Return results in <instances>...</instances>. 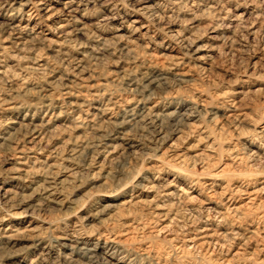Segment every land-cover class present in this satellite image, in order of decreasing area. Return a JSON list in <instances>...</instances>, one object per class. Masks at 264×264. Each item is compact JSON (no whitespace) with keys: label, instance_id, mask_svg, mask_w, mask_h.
Segmentation results:
<instances>
[{"label":"clouds","instance_id":"1","mask_svg":"<svg viewBox=\"0 0 264 264\" xmlns=\"http://www.w3.org/2000/svg\"><path fill=\"white\" fill-rule=\"evenodd\" d=\"M0 264H264V0H0Z\"/></svg>","mask_w":264,"mask_h":264}]
</instances>
